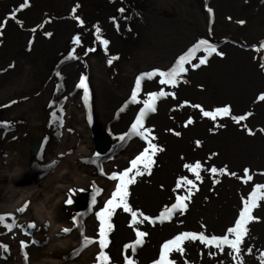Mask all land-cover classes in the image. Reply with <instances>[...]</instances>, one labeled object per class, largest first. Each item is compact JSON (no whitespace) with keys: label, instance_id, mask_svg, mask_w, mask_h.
I'll list each match as a JSON object with an SVG mask.
<instances>
[{"label":"bare ground","instance_id":"6f19581e","mask_svg":"<svg viewBox=\"0 0 264 264\" xmlns=\"http://www.w3.org/2000/svg\"><path fill=\"white\" fill-rule=\"evenodd\" d=\"M261 97L264 0H0V264H264Z\"/></svg>","mask_w":264,"mask_h":264},{"label":"snow or ice","instance_id":"6c2138e0","mask_svg":"<svg viewBox=\"0 0 264 264\" xmlns=\"http://www.w3.org/2000/svg\"><path fill=\"white\" fill-rule=\"evenodd\" d=\"M106 43H107V42H105V44H106ZM206 43H207L206 41H201V44H206ZM209 51H210V53H211V52H214V51H215V48H214V47H213V48H210ZM109 62H111V61H109ZM205 62H206V58H205V59H202V60L200 61V63H205ZM183 64H184V58L182 57L181 60H180V65H179V72L186 71V69L183 67ZM196 66L198 67L199 65H196ZM178 74H179L178 72L174 71V72L172 73V77H173V79L170 80L169 82H174V78H175V76L178 75ZM149 75H151V74H149ZM142 78H143V77H142ZM142 78H141V79H142ZM136 84H137V88H139L140 81L137 80ZM81 86L86 88V84H85L84 81H81ZM161 95H163V93H161ZM261 99H264V97H261ZM149 107H150V105H149ZM153 110H154V109H153ZM228 112H229V110H228L227 108H225V109H222V110H218L217 113H215V114H212V113H205V115H212V116H213V119H214V118H215V115H217V114H224V115H227ZM143 115H144V113L142 112V113H141V118L143 117ZM241 119H243V117H241ZM137 124H141V125H142V119H138ZM133 128L136 129V125H134ZM136 130L138 131V129H136ZM135 165H136V161H133V166L135 167ZM199 167H200L199 165H196V168H199ZM196 168H193L192 170H193V171H196ZM212 171L215 172L216 170L213 169ZM124 175H127V173H125ZM112 178H113V179H116L115 176L112 177ZM121 179H123V177H121ZM249 179H251V177H249ZM189 183H190V182H189ZM117 191L119 192L120 189L118 188ZM67 202H68V203H71L72 201L69 199ZM93 202H94V201H93ZM121 202L123 203V200H121ZM108 203H109V205H112L113 202L110 200ZM117 206H118V205H117ZM124 207H125V210H126V211H131V209L128 208L126 204L124 205ZM177 207H184V205H182V204H178ZM105 211H107V209H105ZM249 212H250V206H249L248 204H246V206H245V211H244L243 213H241L240 221L237 222V225H236L235 228L229 230L230 232H233V233L236 234L237 239H236L235 241H230L227 237H224L223 240L220 241L219 243L229 244V245H231L232 248H235V249L237 250V252L239 251L238 243H239L240 236H241V231H240V230L243 229V225H244V222H245V215H246L247 213H249ZM135 216H136V214L133 213V218H134V220H135ZM161 218H162V219H166V218H168V217L165 215V216H162ZM250 218H251V217L249 216V219H250ZM66 231H67V230H66ZM244 231H246V229H244ZM101 235H104V230H103V228L101 229ZM138 235L142 237V236L144 235V233H138ZM187 238L197 239L198 237H196L195 235H192V234H185L184 236L177 237L175 241H172V242H170V243H172V244H176L177 247H178V246H179V242L182 241V240H184V239H187ZM199 239H201V240H205L206 238L203 237V236H200ZM207 242H208V243H216V240H215V238H213V240H211V241H207ZM137 243H141V241L138 240ZM219 243L217 244V246H219ZM101 244H102V246H106V244H105L104 241H101ZM168 247H169V245L166 244V245H165V249H167ZM129 264H132V262L129 261Z\"/></svg>","mask_w":264,"mask_h":264},{"label":"rangeland","instance_id":"374dc122","mask_svg":"<svg viewBox=\"0 0 264 264\" xmlns=\"http://www.w3.org/2000/svg\"><path fill=\"white\" fill-rule=\"evenodd\" d=\"M6 128V127H5ZM9 128H11V129H16L17 128V125H11ZM7 129V128H6ZM7 130H9V129H7ZM2 133L3 132H5V130H4V128L3 129H1L0 130ZM35 170L33 169L32 171H31V173L33 174V172H34ZM30 177V176H29ZM27 178H25V177H23V176H21V177H19L18 179H17V182L18 183H20V184H27L26 182H27ZM61 198H62V196H59V198H55V201H61ZM26 229V233H28L30 236L32 235L33 236V229H30L29 227H26L25 228ZM36 236V235H35ZM38 240V239H37ZM36 240V241H37ZM64 255L65 254H63V253H56V256H57V258H59V259H55V260H57V261H64L65 259H64ZM65 256H67V255H65Z\"/></svg>","mask_w":264,"mask_h":264}]
</instances>
